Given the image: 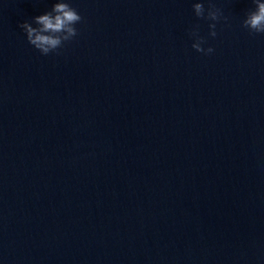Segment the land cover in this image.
<instances>
[{
    "label": "clouds",
    "instance_id": "obj_1",
    "mask_svg": "<svg viewBox=\"0 0 264 264\" xmlns=\"http://www.w3.org/2000/svg\"><path fill=\"white\" fill-rule=\"evenodd\" d=\"M255 5L253 10L247 12L242 26L253 34H264V0H252ZM193 12L199 19L211 21L208 24L210 37H216V23L221 19V12L215 5L208 0V7L205 8L204 2L198 0L193 3ZM82 16L77 10L71 7L67 0H61L54 4L52 10L46 14L37 15L31 22L24 21L19 27L26 33L27 41L42 55L56 52L65 42L71 41L78 35L76 24L82 21ZM35 25V26H33ZM198 25L190 31L194 38L192 48L197 52L211 54L214 49L202 47L206 41L199 35Z\"/></svg>",
    "mask_w": 264,
    "mask_h": 264
}]
</instances>
